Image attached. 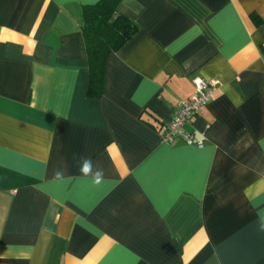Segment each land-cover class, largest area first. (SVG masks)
Returning <instances> with one entry per match:
<instances>
[{
    "label": "crops",
    "instance_id": "1",
    "mask_svg": "<svg viewBox=\"0 0 264 264\" xmlns=\"http://www.w3.org/2000/svg\"><path fill=\"white\" fill-rule=\"evenodd\" d=\"M97 1L0 0V264H264V0H122L99 98ZM195 78L218 81L203 144H166Z\"/></svg>",
    "mask_w": 264,
    "mask_h": 264
},
{
    "label": "trees",
    "instance_id": "2",
    "mask_svg": "<svg viewBox=\"0 0 264 264\" xmlns=\"http://www.w3.org/2000/svg\"><path fill=\"white\" fill-rule=\"evenodd\" d=\"M122 0H98L84 6L82 36L88 61V95L99 98L103 92L106 61L136 33V25L118 12Z\"/></svg>",
    "mask_w": 264,
    "mask_h": 264
},
{
    "label": "built area",
    "instance_id": "3",
    "mask_svg": "<svg viewBox=\"0 0 264 264\" xmlns=\"http://www.w3.org/2000/svg\"><path fill=\"white\" fill-rule=\"evenodd\" d=\"M195 93L185 100H179L173 110V116L166 125L162 140L166 144H173L177 139H183L188 144L195 143L202 146V141L195 142L192 134L187 130L193 117L210 102L211 95L218 85L216 79L205 81L195 78Z\"/></svg>",
    "mask_w": 264,
    "mask_h": 264
},
{
    "label": "clouds",
    "instance_id": "4",
    "mask_svg": "<svg viewBox=\"0 0 264 264\" xmlns=\"http://www.w3.org/2000/svg\"><path fill=\"white\" fill-rule=\"evenodd\" d=\"M83 161L81 167H80V172L85 176V177H91L92 182L95 185L101 184L103 180V170L97 168L95 171H93V166L91 162V158H81ZM56 177L60 178L63 175V172L60 170H57L56 172ZM261 229L264 230V224L261 225Z\"/></svg>",
    "mask_w": 264,
    "mask_h": 264
}]
</instances>
